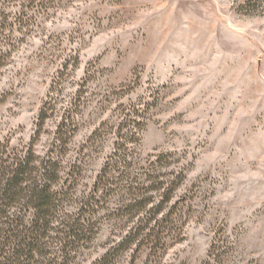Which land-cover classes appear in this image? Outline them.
<instances>
[{
  "label": "rangeland",
  "instance_id": "374dc122",
  "mask_svg": "<svg viewBox=\"0 0 264 264\" xmlns=\"http://www.w3.org/2000/svg\"><path fill=\"white\" fill-rule=\"evenodd\" d=\"M23 9L0 70V140L34 139L43 154L72 113L65 158L80 164L78 187L88 191L130 114L141 122L132 177L164 153L160 178H182L157 215L170 224L155 253L119 249L138 218L114 211L128 197L121 192L76 264L104 255L108 264H264V0H47Z\"/></svg>",
  "mask_w": 264,
  "mask_h": 264
},
{
  "label": "trees",
  "instance_id": "16d2710c",
  "mask_svg": "<svg viewBox=\"0 0 264 264\" xmlns=\"http://www.w3.org/2000/svg\"><path fill=\"white\" fill-rule=\"evenodd\" d=\"M34 1L43 4L47 0H0V70L11 54L14 25L22 26L23 18L17 16H22L26 2ZM18 7L20 11H16ZM43 116L41 112L39 127L45 121ZM61 118L53 142L43 154L34 150V139L28 146L0 140V264H76L97 234L100 212L113 208L111 199L121 192L128 197L114 211L121 209L126 216L138 218L122 236L119 249L134 245L137 252L144 246L155 253L170 224L168 214L157 215L182 180L180 174L175 181L160 178L158 163L168 155L159 153L143 173L132 177L134 147L139 140L135 130L141 122L128 114L119 124L112 152L91 188L81 191L80 164L65 158L71 135L64 126H74L76 121L72 113ZM157 195L161 198L154 201ZM108 261L109 256L104 255L92 264Z\"/></svg>",
  "mask_w": 264,
  "mask_h": 264
}]
</instances>
